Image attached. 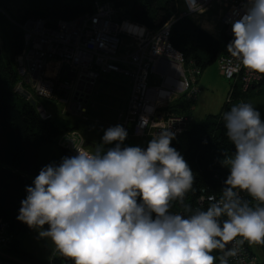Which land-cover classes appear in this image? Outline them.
<instances>
[{"label":"clouds","instance_id":"1","mask_svg":"<svg viewBox=\"0 0 264 264\" xmlns=\"http://www.w3.org/2000/svg\"><path fill=\"white\" fill-rule=\"evenodd\" d=\"M186 3L190 11H205L196 0ZM232 33L228 52L264 76V0H244ZM222 119L235 151L225 153L229 175L219 199L209 196L206 210L170 211L195 182L171 146L176 133L162 128L146 148L122 147L128 133L116 125L93 150L76 147V155L44 166L26 187L17 219L72 264H216L212 253L230 242L264 244V120L246 102L233 105ZM113 142L115 147L105 149ZM235 254V248L225 251L220 264Z\"/></svg>","mask_w":264,"mask_h":264},{"label":"built area","instance_id":"2","mask_svg":"<svg viewBox=\"0 0 264 264\" xmlns=\"http://www.w3.org/2000/svg\"><path fill=\"white\" fill-rule=\"evenodd\" d=\"M184 1L179 17L200 13L190 11ZM213 2L226 4L219 21L223 34L232 41V24L243 14L244 0H196L205 10ZM176 20L177 17L172 18L149 30L127 20L118 21L113 6L100 0L93 1L90 13L70 20L57 19L49 24L41 17L26 18L17 24L22 45L14 57L19 79L14 90L49 100L60 114L85 121L87 100L97 81L102 74H118L128 80L125 107L115 120V126H123L128 133L125 141L131 138L134 142H149L153 134L166 127L176 133V139L186 131L189 118L170 112L168 104L178 96L193 101L198 93L196 76L200 74V69L186 65L182 54L170 44V27ZM122 36L128 45L119 52ZM217 63L223 77L232 81L227 101L234 84L246 91L260 80L258 74L244 68L227 49L217 58ZM150 74L159 78L158 84H148ZM35 108L42 119L51 117V112L41 104ZM143 118L147 119L146 126ZM84 141L81 132L69 130L58 138V146L73 156L77 154L76 147L89 150ZM209 196L212 195L201 193L198 205L210 204ZM172 213L190 214L182 209ZM8 240L6 224L0 221V264H29L2 252ZM232 248L236 254L226 257L228 264H258V256L242 243L230 242L223 252ZM53 254L59 255L55 251Z\"/></svg>","mask_w":264,"mask_h":264},{"label":"trees","instance_id":"3","mask_svg":"<svg viewBox=\"0 0 264 264\" xmlns=\"http://www.w3.org/2000/svg\"><path fill=\"white\" fill-rule=\"evenodd\" d=\"M93 1L0 0L1 9L11 3L12 10L16 12L15 27L4 28L0 18V221L6 224V232L9 236L2 252L29 264H66L69 261L65 257L56 255L41 262L19 247L20 236L29 227L17 217L21 201L27 196L26 187L33 185L34 178L44 167L39 161L41 147L48 144L58 146V138L64 132L78 130L85 141L89 142L88 149L92 150L93 147L102 144L101 135H104V132L96 139L90 122L78 119L73 122L69 116L60 114L54 107L52 109L51 101L39 99L31 94L36 105L41 104L51 112L49 119H42L35 106L15 92L14 88L19 79L15 71L14 57L19 53L22 45V33L17 24L29 17L44 18L49 24L57 19L70 20L90 13ZM100 1L109 2L113 6L118 21L127 20L145 26L149 30H155L177 17L170 27V44L182 54L186 65L190 64L200 70L216 61L231 42V39L223 32H221V39H214L189 17H179L184 9L182 0ZM17 2L24 3L26 6L19 10V7L15 8ZM35 4L36 7L33 6ZM118 76L123 78L121 75ZM255 92H264V76H260L259 82L246 91H242L238 84H234L229 100L223 103L218 113L208 114L200 119H190L186 131L172 140L171 146L177 147L195 177L193 187L186 193L183 203L173 202L174 210H185L186 207L191 208L192 211L206 210L209 207L208 202L202 205L197 203L201 193L214 195L219 199L225 186L224 181L229 175V169L224 166L223 158L226 152L235 151L234 145L226 137L223 113L230 110L233 105L246 102V98ZM236 99L240 102H235ZM44 102L48 104L44 106ZM191 102L192 100L184 96H178L172 99L167 108L170 112L189 118ZM134 144L133 139L129 138L122 147L134 146ZM138 146L147 147L146 144ZM104 147L105 149L115 147V142ZM59 148L61 155L51 164L58 165L63 157L72 156L68 150ZM240 195L251 201L246 193H240ZM224 218L226 217L221 219ZM242 244L258 256V264H264V244H250L247 241ZM255 250H258L259 254ZM212 254L216 256V262H220V258L224 256L221 250H215Z\"/></svg>","mask_w":264,"mask_h":264},{"label":"rangeland","instance_id":"4","mask_svg":"<svg viewBox=\"0 0 264 264\" xmlns=\"http://www.w3.org/2000/svg\"><path fill=\"white\" fill-rule=\"evenodd\" d=\"M18 2L15 4V8L19 7V10H22L26 4H20ZM35 2L37 3V1ZM7 5L8 6L4 7V9L0 8L1 24L4 28L15 27L16 12L12 10L13 5L11 3ZM33 6L36 7V4ZM127 45L128 40L122 36L119 52L125 51ZM109 75L112 74H102L101 79L97 81L87 100V122H90L91 128L93 129L92 132L97 138H99L101 133L105 132L106 129L115 126L116 121L114 120L117 114L124 110L126 98L128 96L127 81L125 79H111L112 76ZM158 83L159 78L154 74H150L148 84L152 85ZM195 85L198 89V93L189 104V109L192 107L193 116L196 118H204L208 114H216L219 111L222 104L226 101L228 91L232 86V81L223 77L217 61H214L201 69L200 74L196 76ZM235 102H240V100L236 99ZM246 103H250L255 107L261 113V119L264 120V92L250 94L246 98ZM43 104L46 106L48 102H44ZM53 107L56 111L58 110L52 104L51 108L53 109ZM70 120L74 122L76 119L70 118ZM101 137H103V135H101ZM135 144H146L147 146L148 142L136 141ZM174 148L179 151L177 147ZM60 155L61 149L58 146L54 144L44 145L40 150V164L46 166L54 163L59 159ZM170 211H174L173 204ZM46 227L47 226H45V228ZM19 247L41 262L56 257V255L53 254L54 246L51 244V241L40 238L38 230L33 228H28L26 232L22 233ZM255 251L259 254L258 250Z\"/></svg>","mask_w":264,"mask_h":264},{"label":"crops","instance_id":"5","mask_svg":"<svg viewBox=\"0 0 264 264\" xmlns=\"http://www.w3.org/2000/svg\"><path fill=\"white\" fill-rule=\"evenodd\" d=\"M183 7H184V4H183ZM225 9H226V4H223L221 2H213L203 13L193 14L189 18L191 19L193 23H195L196 25L200 26L202 29L207 31L214 39L219 40L221 39V32H222V25L220 24L219 20H220L221 15L225 11ZM109 76H112L111 79H116V78L119 80L125 79L127 81L126 85H127V91H128V80L125 77L121 78L117 74H112ZM190 110H191V113H190L191 115L189 117V120L190 119L191 120L200 119V118H196L195 116H193L192 107H190ZM95 138L97 139V137Z\"/></svg>","mask_w":264,"mask_h":264},{"label":"water","instance_id":"6","mask_svg":"<svg viewBox=\"0 0 264 264\" xmlns=\"http://www.w3.org/2000/svg\"><path fill=\"white\" fill-rule=\"evenodd\" d=\"M19 94V96H21L22 98H24V99H26V100H28L30 103H31V105L32 106H35V100L32 98V97H29L30 96V94H29V92H27V91H22V92H20V93H18ZM84 145H89V142L88 141H85L84 142Z\"/></svg>","mask_w":264,"mask_h":264},{"label":"bare ground","instance_id":"7","mask_svg":"<svg viewBox=\"0 0 264 264\" xmlns=\"http://www.w3.org/2000/svg\"><path fill=\"white\" fill-rule=\"evenodd\" d=\"M182 2H183V4H184V6H185V1L184 0H182ZM50 18V17H49Z\"/></svg>","mask_w":264,"mask_h":264},{"label":"flooded vegetation","instance_id":"8","mask_svg":"<svg viewBox=\"0 0 264 264\" xmlns=\"http://www.w3.org/2000/svg\"><path fill=\"white\" fill-rule=\"evenodd\" d=\"M53 105H54V104H53ZM116 117H117V116H116ZM115 120H116V118H115ZM115 120H114V121H115Z\"/></svg>","mask_w":264,"mask_h":264}]
</instances>
